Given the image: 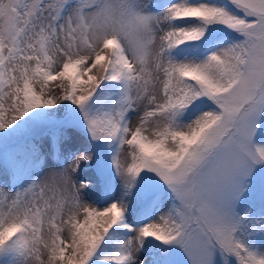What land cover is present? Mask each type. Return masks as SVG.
<instances>
[{
	"label": "snow or ice",
	"instance_id": "snow-or-ice-1",
	"mask_svg": "<svg viewBox=\"0 0 264 264\" xmlns=\"http://www.w3.org/2000/svg\"><path fill=\"white\" fill-rule=\"evenodd\" d=\"M0 264H264V0H0Z\"/></svg>",
	"mask_w": 264,
	"mask_h": 264
},
{
	"label": "rangeland",
	"instance_id": "rangeland-1",
	"mask_svg": "<svg viewBox=\"0 0 264 264\" xmlns=\"http://www.w3.org/2000/svg\"><path fill=\"white\" fill-rule=\"evenodd\" d=\"M76 146H86L83 145L82 142H77ZM48 149H49V145L47 141L43 142V151L45 152V163L47 164L48 167H53L56 166V161L54 160V158L52 157V155L48 154ZM47 170V169H46ZM85 175H90V172L87 173H83Z\"/></svg>",
	"mask_w": 264,
	"mask_h": 264
}]
</instances>
